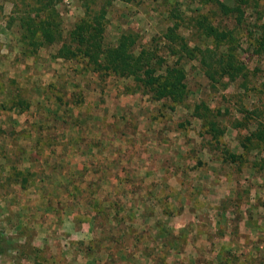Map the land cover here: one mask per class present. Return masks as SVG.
Here are the masks:
<instances>
[{
	"label": "rangeland",
	"instance_id": "obj_1",
	"mask_svg": "<svg viewBox=\"0 0 264 264\" xmlns=\"http://www.w3.org/2000/svg\"><path fill=\"white\" fill-rule=\"evenodd\" d=\"M12 1L0 0V231L10 242L0 264H189L180 255L198 256L200 244L205 251L201 238L211 237L213 222L217 230L218 224L231 228L236 234L231 237L239 240L244 235L240 239L238 227L246 230L250 225L253 236L264 241V143L241 146L248 132L244 108L252 112L250 129L256 122L264 124V55L252 57L243 38L238 52L249 70L245 88L241 79L226 89L213 88L192 60L186 65L189 95L185 103L154 100L136 90L131 78L89 71L79 58L55 59L48 48L33 55L24 53L15 24L9 26L8 22ZM259 2L264 8V0ZM58 8L64 29L83 14L79 0H63ZM174 8L186 18L199 11L214 22L233 26L210 4L114 0L107 13L105 40L114 44L119 33L131 27L147 41L165 30L169 24L166 14ZM255 14L254 9H247L248 18ZM190 36L200 45L210 44L204 37ZM101 88L103 93L99 94ZM117 95H123L119 102ZM200 100L219 112L218 124L224 129L219 143L193 114L194 104ZM99 103L109 110V116L103 115ZM44 112L50 113L49 117L41 118ZM56 114L59 121L54 120ZM237 121L244 125H237ZM57 124L61 129L58 139L54 132ZM95 125L102 133L92 135L90 128ZM100 136L106 138L100 141ZM55 141L62 146L53 150ZM69 142L81 149V156H65L62 148L69 150ZM101 142L108 150L92 152ZM221 149L236 154V161ZM147 170L154 174L155 182L142 183L141 176ZM84 176L95 180L90 187L97 204L93 214L84 207L86 195L79 199L73 194L80 184L78 179ZM118 178L125 180L120 189L107 185L105 192L100 191L101 182ZM212 185L218 200L215 209H220V214L200 215L199 195ZM141 187L146 191L155 187L159 225H165L166 213L173 217L170 225L177 231L163 234L171 243L169 247L161 238H157V246L141 248L135 244L139 238L151 236L148 229H134L144 214L139 208L133 210L128 196ZM123 190L126 195L118 196ZM64 208L73 209L71 215L63 214ZM115 208L125 213L117 214ZM83 222H90L91 231L84 230ZM222 226L220 233L224 235ZM206 227L211 228L208 237L202 234ZM76 256L92 259L78 263L73 261Z\"/></svg>",
	"mask_w": 264,
	"mask_h": 264
},
{
	"label": "trees",
	"instance_id": "obj_2",
	"mask_svg": "<svg viewBox=\"0 0 264 264\" xmlns=\"http://www.w3.org/2000/svg\"><path fill=\"white\" fill-rule=\"evenodd\" d=\"M62 1H12L8 22L9 26L15 24L23 52L33 55L41 48H48L53 50L50 55L55 59L73 61L79 58L89 71L131 78L136 90L154 100L185 103L189 95L186 65L192 60L198 63L213 88L226 89L237 79L242 80L241 86L245 88L249 70L238 52L243 38L252 57L264 55V8L260 7L259 0H233L232 4L223 0H191L214 5L219 16L230 19L233 26L214 22L199 11L186 18L174 8L168 10L169 24L159 34L146 41L139 30L127 27L119 33L114 44L105 40L107 13L114 0H79L83 14L67 29L63 27L58 8ZM248 8L256 11L249 18ZM191 33L208 39L210 44H198L191 39ZM218 113L204 100L195 102L193 107V114L202 120L206 132L216 143L224 133L218 124ZM242 113L246 124L237 121V125H244L248 132L241 146L246 147L254 141L264 143V124L256 122L255 128L250 129L252 112L244 108ZM221 152L236 161V154L228 153L226 149ZM116 211L119 214L118 209ZM9 245V239L0 231V256L10 248Z\"/></svg>",
	"mask_w": 264,
	"mask_h": 264
},
{
	"label": "crops",
	"instance_id": "obj_3",
	"mask_svg": "<svg viewBox=\"0 0 264 264\" xmlns=\"http://www.w3.org/2000/svg\"><path fill=\"white\" fill-rule=\"evenodd\" d=\"M104 82H105V80H104ZM83 85H85V84H83ZM98 93L99 94L103 93L102 88L98 91ZM41 97L43 99V96H41ZM122 97H123V95H117L116 100L119 102L121 99H123ZM55 100L56 99H54V101ZM98 107H100L102 109L103 115H108V116L110 115L109 110L107 111L106 110L107 108L105 106H103L102 104L99 103ZM42 115L43 116L41 118H45V117H49L50 113L47 115L46 112H44ZM88 115L89 114H87L86 117ZM92 115H93V113L91 114V116ZM54 120L59 121L58 114H56V117L54 118ZM102 120H103V116H102V119L99 120V123H101ZM101 124H96V125L99 126ZM96 125L92 126L93 128H90V130H92V135H96L99 132L102 133L100 130V127L96 128ZM56 126L57 127L54 129L55 130L54 132L56 135L55 134L54 135H55V138L57 137V139H58V137L60 136V133H61V129L59 127V124H57ZM87 132H89V131H87ZM70 133H72V132H70ZM99 138H101L100 141H102V139H105L106 137L100 136ZM55 142H52V144H51L53 150L59 149V147L62 146L61 142H58V143H57V141H55ZM53 144H55V145L53 146ZM69 146H70L72 151L70 150V148H69V150L68 149L65 150L64 148H62L63 149L62 151H66L65 156H67V155L72 156V154L78 155L79 153L81 156V149L78 148L77 145H74V143L69 142ZM86 147L90 148L91 146H86ZM99 150H102L105 152L108 150V148L106 146L102 145V142H101L98 145H96L91 151L95 152V151H99ZM118 151L122 152L124 150L119 149ZM61 154L64 156V153H61ZM90 157H91V155H90ZM150 172L151 171L147 170L146 172H144V175L141 176V178L143 179L142 183L147 184V183H151V181L152 182L156 181V179L154 180V178L152 177V175H154V174L151 175ZM146 173H147V175L145 176ZM150 177H151V179H150ZM77 183H80V184H77L78 185L77 189L73 194L79 199H81V195L82 196L86 195V198H85L86 202L84 203V207H85L86 211L89 212L91 210L92 214L96 213V212H94V210H95L94 207L97 206V204L95 203V197H94L95 192H94V190L90 189V187L92 185L93 186L95 185V180H93L91 177L84 176V177H81L80 179H78ZM101 183L102 184H101L100 191L103 193L106 191L107 185L108 186L109 185H111V186H113V185L117 186L118 185V187L120 189L121 185L123 183H125V180L118 178L117 180H114V182L106 180V181H103ZM212 184H213V182H212ZM142 187L138 191H132L133 192L132 196L129 195L128 197H129V201H132L134 203V206L132 207L133 210L139 208L140 213L144 214V216L141 217L142 220L139 221L138 225L136 224L137 226H134V229H136V227H138L139 231H145L148 229L151 232V236L147 239L139 238L137 240V243L135 241V244H138V246H141V248H145L146 245L157 246V238H161L162 241L165 243V245L170 246L171 243L163 237V234H164V231H167V232L177 231L170 225V221L173 217L171 218V216H170V218H169V214L166 213L165 215H166L167 220L164 223L166 225V227H165V225H159L156 222V218H155V215L158 212L157 211L158 208H156L154 206V203L157 201L156 194L154 193L155 187H148L149 191H146V189H144ZM214 187L215 186L212 185V187H210V190H207L203 193H200L198 199L201 202V206L197 211L198 213H200V215H208V217H209L210 215H213V214H214V216L220 214V209H215L218 205V202H217L218 200H217V196L214 195V193H213ZM109 188H110V186H109ZM128 191L131 192V190H129V189H128ZM118 193L120 194L118 196H121V197L126 195V192L124 190L122 192L120 191ZM123 193H124V195H123ZM85 204L87 206H85ZM88 206L91 207V209ZM113 206H115V205H113ZM149 207H151V208H149ZM193 208H194V210H197V207H193ZM111 209L113 210V208H111ZM117 209H118V212H120V214L125 213L124 211H119V210H121L120 208H115L114 211H116ZM72 210L73 209L64 208V210H62V213L63 214L67 213L68 215H71ZM75 210L78 212L77 208ZM218 210H219V213L217 212ZM191 212H194V211H191ZM114 213L115 212H113L112 214H114ZM183 213L184 212L182 211L179 214H183ZM175 214H177V212H175ZM89 223L88 222L82 223L84 230L91 231ZM246 224H248V223H246ZM246 224H244V226ZM221 226L222 225L218 224L219 228L217 230V228H216L217 225L215 222H213L212 226H210L211 228H213V230H212L213 233L211 232V237H209L207 239H203V237L201 238L202 239L201 241L206 243L205 245H203L205 247V251L203 250V248L200 244V245H198L200 247V249H198L200 251L198 256H194V258H193L189 255L185 256V254L183 255V253H182L180 255V259H185L184 263H189V264H193V263L197 264V257L199 259V264H221V263L222 264H264V261L262 260V259H264V241L261 238V236H259V235L253 236V233L250 232V231H253L250 228V225H248L249 227L245 226L246 230L241 229L242 226H240V228L238 227V230L241 232V233L238 232V235H240V239H241L242 238L241 236L243 233V235H244L243 239L244 240L243 239L242 240L234 239L233 237H231V235L233 236L235 233H233L230 230L231 228H229V227L225 228V226H222V227H224V228H222L224 230V235H221V233H220V231H221L220 227ZM210 227L209 228L206 227V229L204 231H202V234L204 235V233H205L207 235L209 233L208 231H211ZM255 227L256 226H254V228ZM74 230L76 231V229H74ZM77 230H78V232H81L82 229L80 228ZM157 230H159L160 232H159V234L156 235ZM153 232L155 233L154 237L152 236ZM227 232L229 233V237L226 234ZM259 232H261V230ZM207 237H208V235H207ZM138 252L142 253L141 249L140 250L138 249ZM147 255H148L149 259H151V260L155 259L156 260V257H154L150 254H147ZM147 255L143 254V256H147ZM91 259H92V257H88V256L87 257L83 256V258H80L79 256L73 257V261L78 262V263H87V262L91 261Z\"/></svg>",
	"mask_w": 264,
	"mask_h": 264
}]
</instances>
